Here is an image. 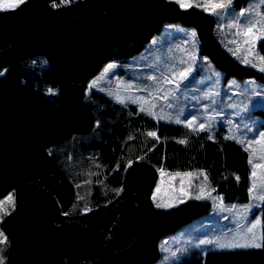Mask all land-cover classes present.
<instances>
[{"label":"trees","instance_id":"obj_1","mask_svg":"<svg viewBox=\"0 0 264 264\" xmlns=\"http://www.w3.org/2000/svg\"><path fill=\"white\" fill-rule=\"evenodd\" d=\"M60 5L26 0L0 10V201L15 198L0 222L3 264H155L164 238L212 210L200 200L157 207L160 171L205 170L224 202L242 204L250 197L249 152L222 132L160 121L89 91L90 82L142 53L169 24L194 30L200 53L225 79L264 83V72L232 53L217 16L199 6ZM86 180L84 211L78 185ZM180 264H264V207L260 248L195 251Z\"/></svg>","mask_w":264,"mask_h":264},{"label":"rangeland","instance_id":"obj_2","mask_svg":"<svg viewBox=\"0 0 264 264\" xmlns=\"http://www.w3.org/2000/svg\"><path fill=\"white\" fill-rule=\"evenodd\" d=\"M174 1L180 5H199L216 15L223 42L241 61L247 59L251 61L248 64L261 71L264 66V62L260 60V57H264V30H261L257 21L264 15L262 0H248L247 3L246 0H232L230 5L217 8L215 12L211 10L210 5L226 0ZM251 24H256L253 35L244 36L242 33ZM188 69L191 71H187ZM180 72H187V75L176 79L175 83H166L177 77ZM92 90L124 103H132L160 121L177 123L178 119V124L187 125L189 120H195V125L190 128L207 131L212 136L222 132L227 137H234L230 139L245 147L249 152V160L253 150L255 151V159L250 163V197L248 202L242 204L224 202L212 186L205 170L160 171L153 193L156 206L170 204L171 207H159L169 209L186 200H200L211 202L212 210L177 233L164 238L160 243L162 256L155 264H180L195 251L205 255L214 250L256 248L219 247L220 244L251 241L253 233L256 237L255 243L263 245L264 199L260 197L264 196V150L257 142L261 140V134H264V83L255 79H225L224 73L200 53L199 40L194 30L169 24L161 34L155 36L142 53L131 58L126 64H110L92 79L89 91ZM165 95L166 100L162 98ZM161 116L165 118L161 119ZM201 123L205 124L204 130H199ZM248 145H252V148ZM85 182L88 180L78 185V198L83 203L80 206L84 211L89 206L88 189H85L88 183ZM9 194L14 197L13 193ZM9 194L1 200L5 201L4 207L8 213L13 209L6 199ZM4 216L0 213L2 219ZM253 225L256 227L253 233H249L248 229ZM5 247L6 242L0 244L2 260Z\"/></svg>","mask_w":264,"mask_h":264},{"label":"snow or ice","instance_id":"obj_3","mask_svg":"<svg viewBox=\"0 0 264 264\" xmlns=\"http://www.w3.org/2000/svg\"><path fill=\"white\" fill-rule=\"evenodd\" d=\"M26 0H11V2H9V0H0V10H14L15 8L21 6L23 3H25ZM68 0H61V5L60 6H63V4L67 3ZM232 2V0H226V2H222V3H219V4H212L210 5V8L213 12H215V10L217 8H225L227 7L228 5H230ZM262 2H264V0H262ZM53 6H57L55 3H53ZM192 6L191 4H185V3H181V7H190ZM199 6V5H198ZM207 10V9H206ZM257 23L260 24L261 26V30H264V15H262L260 17V20L257 21ZM235 27V26H233ZM256 27V24H251L242 34L244 36H252L253 35V28ZM240 33H238L239 35ZM193 35H195V33H193ZM245 43H248V41H245ZM260 60L261 62H264V57H260ZM245 63H251V61L245 59L244 61ZM187 71H191V69H188ZM261 71H264V66L261 67ZM187 75V72H180L178 74L177 77H174L173 79L171 80H168L166 81V83H175L176 82V79H182L184 78L185 76ZM163 99H167V96L165 95L164 97H162ZM150 114H155V113H150ZM161 119H164L165 117L164 116H161L160 117ZM177 123H180V121L177 119L176 120ZM196 121L195 120H189L187 122V125L188 127H193V125H195ZM205 129V124L201 123L199 124V130H204ZM149 135L151 136H155L156 134L155 133H149ZM229 138H234V137H229ZM241 143H243V141H240ZM180 143H184L183 140L180 141ZM257 143L261 144L262 145V150H264V134H261V140L258 141ZM249 148H252V145H248ZM255 151L253 150L252 152V158L250 159V163L253 162V160L255 159ZM255 167L256 165H254V171H253V176L255 177L256 175V172H255ZM237 179H239L237 177ZM254 188H255V185H254ZM201 197H197V199H199ZM7 201L9 203L12 204L13 208L15 207V203H14V197L9 194V196L6 198ZM260 199H264V196H261ZM4 203L5 201H0V213H3L4 215H8V211L7 209L4 207ZM223 204V201L221 200L220 201V206H222ZM171 207L172 205H161V204H157V207ZM0 219H2V217H0ZM259 223V222H258ZM256 227V225H253L251 228L248 229V232L249 233H253V229ZM255 235L253 233V239L251 241H247L245 243H239V242H236V243H227V244H220L219 247H227V248H240V247H256V248H259L261 245L259 243H255ZM7 241V237L4 235V233L2 231H0V244H3ZM201 243H207V241H201ZM0 251H2V249H0ZM0 264H3V260L0 259Z\"/></svg>","mask_w":264,"mask_h":264}]
</instances>
